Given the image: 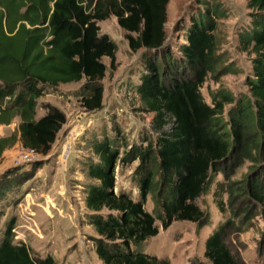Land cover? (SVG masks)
Here are the masks:
<instances>
[{
  "label": "trees",
  "instance_id": "obj_1",
  "mask_svg": "<svg viewBox=\"0 0 264 264\" xmlns=\"http://www.w3.org/2000/svg\"><path fill=\"white\" fill-rule=\"evenodd\" d=\"M168 2L0 0V124L19 118L13 133L0 137V156L17 141L33 154L49 153L66 116L53 106L36 117L37 99L47 87L84 78L78 90L82 107L86 111L102 107L100 81L107 71L102 59L107 57L109 68L114 69L118 47L108 34H100L99 21L114 16L129 48L143 49L146 71L135 92L142 110L153 113L147 132L155 136L147 134L140 143L129 145L117 130L92 144L98 159L86 165V177L98 181L88 185L84 203L102 264H170L144 250L148 238L158 233L156 220L162 228L174 221L206 224L207 214L196 199L212 175L222 172L228 176L227 169L244 158L259 162L242 191L261 206L264 218V0H247L251 23L238 35L241 49L253 53L249 96L235 99L220 89L211 93L210 104L204 101L200 87L219 63L215 30L217 19L224 15L220 3L206 2L191 16L186 41L175 55L165 44ZM232 102L229 129L223 130L219 117L225 104ZM120 147H124L122 152ZM136 159L138 199L114 192L118 161L127 164ZM153 162L157 181L153 180ZM31 164L32 168L14 178L6 179L17 171L15 167L1 176L0 201L4 189L12 191L33 177L41 162ZM154 184H158L160 200L156 212H151L144 205ZM216 203L224 211L222 200ZM15 222L13 217L6 220L0 234V264H58L50 254L33 257L27 244L15 243ZM236 230L234 220L227 218L206 237L203 256L210 264H244L226 241Z\"/></svg>",
  "mask_w": 264,
  "mask_h": 264
},
{
  "label": "rangeland",
  "instance_id": "obj_2",
  "mask_svg": "<svg viewBox=\"0 0 264 264\" xmlns=\"http://www.w3.org/2000/svg\"><path fill=\"white\" fill-rule=\"evenodd\" d=\"M206 2L220 3L224 15L217 19L215 30L219 63L200 87L202 97L210 104L211 93L220 89L231 93L235 99L249 96L248 79L253 75V53L242 50L238 39L239 32L251 23L247 0H169L165 44L172 53L179 55L178 48L186 41V28L191 16ZM98 25L100 34H108L118 47L114 69L109 68L107 57L102 59L107 65L105 76L100 81L103 86L102 107L92 111L82 107L78 90L85 82L84 78L47 87L37 99L36 117L53 106L66 116L49 153L33 155L17 141L0 156V178L17 168L6 179L14 178L16 173H25L32 168V161L41 162L33 177L12 191L4 189L0 201V234L5 221L15 218L14 242L27 244L33 257L50 254L58 264H102L93 250L92 238L96 233L86 222L88 210L84 203L88 185L98 183L87 178L85 173L87 163L98 159L92 144L117 134V130L129 145L138 144L151 130L153 113L142 110L143 105L135 92L140 75L146 71L143 49L133 51L129 48L125 31L114 16L99 21ZM234 105L235 102L225 104L219 117L223 130L229 129L228 111ZM18 123L19 118L16 117L8 125L0 124V137L13 133ZM249 133L252 135V130ZM149 135L154 137L155 133L151 131ZM123 149L120 147V152ZM28 159L34 160L28 162ZM138 164L137 159L127 164L118 161L115 193L123 191L138 199L139 177L134 173ZM258 166L257 160L244 158L236 167L227 169L228 176L222 172L212 175L206 189L196 199L207 214V223L198 225L192 221H174L167 228H162L160 220H156L158 233L148 238L145 252L166 258L170 264H210L203 256L205 239L220 222L232 218L237 230L226 240L231 251L244 264H264L262 209L248 200L242 191L245 180L257 171ZM152 169L153 180L157 181L156 162L152 163ZM158 190V184H154L144 205L146 210L156 212L160 200ZM217 199L222 200L224 211L218 208ZM28 221L32 227L25 225Z\"/></svg>",
  "mask_w": 264,
  "mask_h": 264
},
{
  "label": "crops",
  "instance_id": "obj_3",
  "mask_svg": "<svg viewBox=\"0 0 264 264\" xmlns=\"http://www.w3.org/2000/svg\"><path fill=\"white\" fill-rule=\"evenodd\" d=\"M39 204H41V203H39ZM32 206V205H31ZM34 208V207H33ZM28 224H30V222L28 221V223H26L25 225H28ZM29 227H32L31 225H28ZM91 226V225H90ZM34 231H35V229H34ZM22 239V238H21ZM93 250H94V252H95V249H94V247H93ZM97 256V255H96ZM98 258V257H97ZM99 260V259H98ZM100 261V260H99ZM101 262V261H100ZM102 263V262H101Z\"/></svg>",
  "mask_w": 264,
  "mask_h": 264
},
{
  "label": "built area",
  "instance_id": "obj_4",
  "mask_svg": "<svg viewBox=\"0 0 264 264\" xmlns=\"http://www.w3.org/2000/svg\"><path fill=\"white\" fill-rule=\"evenodd\" d=\"M34 155V154H33ZM16 237V236H15Z\"/></svg>",
  "mask_w": 264,
  "mask_h": 264
}]
</instances>
